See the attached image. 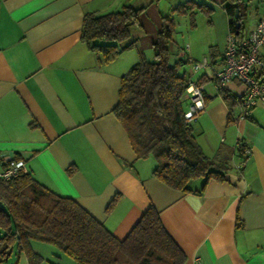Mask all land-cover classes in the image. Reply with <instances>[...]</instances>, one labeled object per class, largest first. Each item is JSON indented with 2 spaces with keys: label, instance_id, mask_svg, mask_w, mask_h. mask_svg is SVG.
<instances>
[{
  "label": "crops",
  "instance_id": "obj_1",
  "mask_svg": "<svg viewBox=\"0 0 264 264\" xmlns=\"http://www.w3.org/2000/svg\"><path fill=\"white\" fill-rule=\"evenodd\" d=\"M184 1L0 0V169L18 156L35 180L75 199L119 238L152 204L184 252L183 264H264V105H256L243 120H229V108L245 86L232 78L221 90L215 87L212 74L223 66L229 32L224 0H194L211 7L207 22H195L199 26L186 31L184 43L173 36L170 45V62L189 55L211 64L194 73L183 62L179 70L204 86V108L192 132L206 155L228 166L224 179L210 178L200 193L170 188L151 175L154 160L146 162L151 157H136L112 112L121 74L139 54L153 56L160 16ZM124 4L144 9L119 43L117 56L103 63L80 39L83 14ZM262 13L252 0L243 17V37ZM237 138L251 146L240 170ZM201 184L197 180L195 188ZM33 241L32 250L42 257L39 264H74L54 249L51 259L44 257ZM15 257L13 250L1 264ZM17 264H29L23 251Z\"/></svg>",
  "mask_w": 264,
  "mask_h": 264
},
{
  "label": "trees",
  "instance_id": "obj_2",
  "mask_svg": "<svg viewBox=\"0 0 264 264\" xmlns=\"http://www.w3.org/2000/svg\"><path fill=\"white\" fill-rule=\"evenodd\" d=\"M251 1L224 0L229 32L237 39L243 38V17ZM254 1L256 9L264 8V0ZM236 6L238 33L234 26ZM143 9L144 6L124 4L114 11H87L82 17L80 39L99 61L107 63L117 56L119 43L129 37L130 27L139 23ZM194 9L210 12L211 7L186 0L160 16L151 42L153 58L139 54L121 74L118 101L112 112L123 126L136 157L154 159L153 177L172 189L200 193L210 178L223 180L228 166L202 151L192 132L196 120L188 122L184 116L190 104L185 90L191 79L179 66L183 62L190 65L191 56L183 53L187 47L181 48L184 61L170 62L174 16L193 14ZM190 23L194 25L192 18ZM222 96L227 99L224 93ZM231 110L230 107L229 120ZM72 171L69 167L68 172ZM200 179V188H195ZM115 200L116 196L108 207ZM31 240L51 243L79 264H183L185 260L184 252L166 231L152 204L119 238L75 199L48 189L28 171L19 169L14 176L0 177V264L7 262L13 250L16 257L11 264H17L21 251L29 264H39L42 257L32 250Z\"/></svg>",
  "mask_w": 264,
  "mask_h": 264
},
{
  "label": "built area",
  "instance_id": "obj_3",
  "mask_svg": "<svg viewBox=\"0 0 264 264\" xmlns=\"http://www.w3.org/2000/svg\"><path fill=\"white\" fill-rule=\"evenodd\" d=\"M222 55V68L212 74L215 87L219 89L232 78L244 84L245 91L242 97L229 112L232 121L243 120L256 105H264V13L256 20L246 37L237 39L234 33L228 32ZM189 61L194 73L211 68L205 57L200 60L190 57ZM204 94L203 84L193 81L188 83L185 96L190 104L184 113L188 122L195 121L198 113L204 108ZM234 152L239 154L240 162L237 169L240 170L251 154V146L243 138H237L234 142ZM19 169L26 171L22 160L10 158L0 169V177L14 176Z\"/></svg>",
  "mask_w": 264,
  "mask_h": 264
},
{
  "label": "rangeland",
  "instance_id": "obj_4",
  "mask_svg": "<svg viewBox=\"0 0 264 264\" xmlns=\"http://www.w3.org/2000/svg\"><path fill=\"white\" fill-rule=\"evenodd\" d=\"M177 1V0H174ZM183 1V0H181ZM206 13L208 12H204L201 9H194V13L193 14H188V13H183V14H175L174 16V21H175V32H174V37L178 40V42L181 40V43H184V37H186V31L187 30H191L193 27H195V22H202L203 20H206L207 22V17H206ZM193 19L194 21V25L192 26L190 23V19ZM204 18V19H203ZM199 26V24L196 25V27L194 29H196ZM247 29V25L245 26V30ZM172 43L170 42V45ZM185 46L188 48V44L186 43ZM153 56H148L147 59H152ZM203 57L200 58H194L196 60H200ZM201 72V71H199ZM199 72H195V73H199ZM202 84V83H200ZM205 95V94H204ZM264 112V111H262ZM262 115H264V113H262ZM193 124V123H192ZM148 161L146 162H151V160H154L152 158H148ZM33 242H37L34 243L35 244V248L39 249V251L42 253V255L44 257H47L49 259H51L53 257V249L56 250L57 252H59L62 256V258H66L67 260H70L71 262H73L74 264H79L78 262H76L74 259H72L71 257L67 256L65 253H63L57 246L51 244V243H47V242H43V241H39V240H35ZM13 256V255H12ZM11 261V260H10Z\"/></svg>",
  "mask_w": 264,
  "mask_h": 264
},
{
  "label": "water",
  "instance_id": "obj_5",
  "mask_svg": "<svg viewBox=\"0 0 264 264\" xmlns=\"http://www.w3.org/2000/svg\"><path fill=\"white\" fill-rule=\"evenodd\" d=\"M238 10H239V8L236 6L235 7V13H234V26H235V29H236L235 33H238V31H239V24H240V22L238 20Z\"/></svg>",
  "mask_w": 264,
  "mask_h": 264
}]
</instances>
